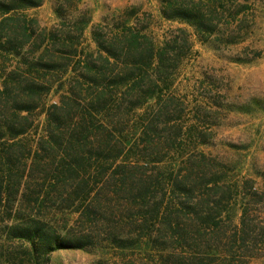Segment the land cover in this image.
Segmentation results:
<instances>
[{
    "label": "trees",
    "instance_id": "trees-1",
    "mask_svg": "<svg viewBox=\"0 0 264 264\" xmlns=\"http://www.w3.org/2000/svg\"><path fill=\"white\" fill-rule=\"evenodd\" d=\"M43 1L0 0V223L12 221L8 238L29 239L48 260L58 248H125L145 236L154 246L186 249L207 234L208 264H220V251H245L259 239L264 244V226L248 220L252 206H264V170L257 172L259 185L252 177L232 179L205 152H189L176 173L157 164L163 151L185 149L163 92L191 49L186 29L157 45L146 31L150 22L136 7L127 8L123 19L92 28L96 48L88 50L82 42L90 18L87 12L70 16L68 8L79 9L73 0L55 8L61 20L51 28L19 13ZM161 1L165 19L192 26L204 42H236L235 32L219 25L230 27L248 7L235 9V0L233 6L224 0ZM52 91L59 99L48 104ZM152 98L157 110L134 122ZM37 111L45 123L34 139ZM129 131L137 135L133 141ZM192 141L209 143L190 130ZM167 191L175 205L165 202ZM234 202L241 223L228 234L221 216L233 222ZM67 212L78 213L73 225ZM151 226L167 240L152 238ZM214 237L222 244L212 249ZM172 263L186 264L184 257Z\"/></svg>",
    "mask_w": 264,
    "mask_h": 264
},
{
    "label": "rangeland",
    "instance_id": "rangeland-1",
    "mask_svg": "<svg viewBox=\"0 0 264 264\" xmlns=\"http://www.w3.org/2000/svg\"><path fill=\"white\" fill-rule=\"evenodd\" d=\"M62 1L44 0L42 5L19 13L34 16L42 27L51 28L61 20L55 8ZM224 1L233 6L231 0ZM72 3L77 4L79 9L73 12L68 8L70 16L87 12L90 18L84 25L82 42L88 50L96 48L92 28L98 23L112 24L123 19L127 8L136 7L138 16L150 22L146 31L157 45L176 37L180 28L186 29L191 49L181 60L170 87L163 92L165 104L170 103L172 112L175 111L171 123L181 129L180 138L184 140L185 149L180 153L163 151L162 161L157 164L166 172L176 173L189 152H205L217 167H225L232 179L239 181L252 177L261 185L262 178L257 172L264 170V0H235V9L242 3L248 7L238 14L237 19H233L230 27L222 23L218 28L224 32H235L233 36L237 41L234 43L214 38L208 42L200 41L192 26L162 16L161 0H73ZM128 23L134 25L135 21L129 20ZM240 25L244 27L240 29ZM58 99L59 93L52 91L47 101L49 104ZM154 109L157 110L156 98L136 111L134 122L141 114L153 113ZM34 117L38 131L32 130L30 136L35 139L44 131L45 114L37 111ZM135 129L139 135V126ZM190 130L195 136L205 135L209 143H188ZM128 136L131 141L136 137L130 131ZM165 202L176 204L168 191ZM230 209L233 222L227 219L226 213L221 216L228 234L240 225L242 213L237 202L230 205ZM67 215L73 225L78 213L67 212ZM248 220L251 224L264 226V206H252ZM11 223V220L0 223V264H173L177 257H184L186 264L209 263L205 257L211 250L206 247V239L210 237L207 234L192 241L194 245L186 249L173 247L171 243L167 248L161 247L163 243L154 246L145 236L135 245L125 248H58L50 252L48 260H45L46 256L36 251V246L29 239L8 238L6 226ZM158 230V227L151 226L148 232L154 238L159 236ZM159 238L160 242L167 240L166 235ZM213 239L212 249L222 244L220 238ZM260 242L261 239L257 244L249 242L245 251H220L216 262L264 264V244ZM223 248L226 249V245ZM232 254L235 260L231 258Z\"/></svg>",
    "mask_w": 264,
    "mask_h": 264
}]
</instances>
